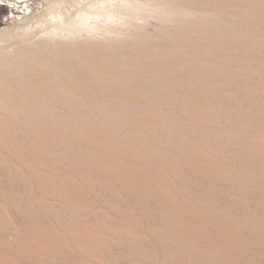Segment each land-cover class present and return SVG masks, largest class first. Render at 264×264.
Instances as JSON below:
<instances>
[{"label":"rangeland","instance_id":"374dc122","mask_svg":"<svg viewBox=\"0 0 264 264\" xmlns=\"http://www.w3.org/2000/svg\"><path fill=\"white\" fill-rule=\"evenodd\" d=\"M0 264H264V0H0Z\"/></svg>","mask_w":264,"mask_h":264}]
</instances>
